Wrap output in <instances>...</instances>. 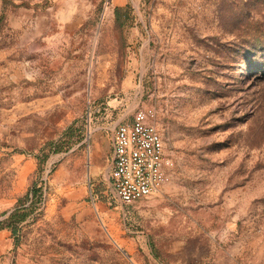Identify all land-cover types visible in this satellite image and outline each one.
<instances>
[{"label": "rangeland", "instance_id": "1", "mask_svg": "<svg viewBox=\"0 0 264 264\" xmlns=\"http://www.w3.org/2000/svg\"><path fill=\"white\" fill-rule=\"evenodd\" d=\"M143 105L172 178L124 204ZM0 264H264V0H0Z\"/></svg>", "mask_w": 264, "mask_h": 264}, {"label": "built area", "instance_id": "2", "mask_svg": "<svg viewBox=\"0 0 264 264\" xmlns=\"http://www.w3.org/2000/svg\"><path fill=\"white\" fill-rule=\"evenodd\" d=\"M172 164L153 105L138 107L131 117L116 120L107 177L122 203H134L162 190L171 181Z\"/></svg>", "mask_w": 264, "mask_h": 264}, {"label": "trees", "instance_id": "3", "mask_svg": "<svg viewBox=\"0 0 264 264\" xmlns=\"http://www.w3.org/2000/svg\"><path fill=\"white\" fill-rule=\"evenodd\" d=\"M20 207L13 210L10 215L4 219L3 224L7 227L12 228L14 234H17L18 231L21 229V223L22 221L28 216L29 211L25 210L27 209L24 207V211H22V202Z\"/></svg>", "mask_w": 264, "mask_h": 264}]
</instances>
